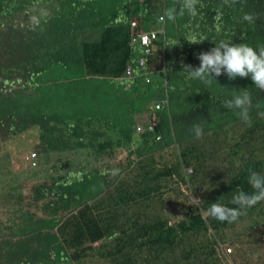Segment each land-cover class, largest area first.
Wrapping results in <instances>:
<instances>
[{
  "label": "trees",
  "instance_id": "1",
  "mask_svg": "<svg viewBox=\"0 0 264 264\" xmlns=\"http://www.w3.org/2000/svg\"><path fill=\"white\" fill-rule=\"evenodd\" d=\"M174 4L179 0H0V149L30 141L46 165L56 154L82 158L74 170L35 185L28 208L0 222V264H84L94 255L107 264H184L179 250L185 264L249 263L242 236L226 245L233 255L222 254V241L246 221L254 232L264 201L235 223L206 210L214 202L237 207L232 196L253 191L249 170L264 173V163L220 169L205 199L198 178L207 139L217 144L239 127L247 146L264 136V90L250 76L189 79L181 65L198 68V55L221 40L264 46V0H200L195 16L162 22ZM136 20L140 29L158 31L151 54L131 42ZM246 89L250 125L224 107L231 91ZM203 120L197 139L190 129ZM180 196V218L149 219L145 211L155 201ZM201 236L196 245L185 243Z\"/></svg>",
  "mask_w": 264,
  "mask_h": 264
},
{
  "label": "rangeland",
  "instance_id": "2",
  "mask_svg": "<svg viewBox=\"0 0 264 264\" xmlns=\"http://www.w3.org/2000/svg\"><path fill=\"white\" fill-rule=\"evenodd\" d=\"M244 134L245 127H239L234 130L233 134L226 137L225 141L221 139L219 143L215 144L212 138L207 139L204 147V153L206 154L204 170L198 178V181H203V183H199V187H201L198 190V197L200 199L209 197L212 190L217 187L220 179L216 177V172L220 171V169L222 171V168L225 170L229 167V169L233 170L234 167L241 165L243 161L254 162L259 159L264 163V136H262V133L257 134L259 138L255 141L253 140L248 146L244 144V141L247 142L248 139H242ZM29 142L23 141L17 143L14 147L0 149V222L3 224H7L8 219L14 216L15 209L28 208V199L35 185L47 182L49 179L52 180L69 170H74L77 166L76 164L82 159L72 154H69V156L68 154H56L52 155L49 164L46 165L38 152L30 147ZM236 143H240L242 149L237 151L234 146ZM32 155H35V157L32 158ZM125 156L126 153L124 151L118 156V159L123 161ZM26 157H31L35 166L32 163H28ZM87 160L90 161V159ZM132 176L133 172H129L124 174L123 178L124 180H129ZM224 181L226 180L224 179ZM181 200L182 196L178 197L176 202L164 205L159 201H155L145 212L149 219L157 216L162 217V219H178L181 217V209H179L181 205H178L177 201ZM257 221L259 226L257 225V229L254 232L250 230L252 226L250 221L228 230L222 241V254L233 255L234 249L226 247V245L229 242H234L238 236H242V245L240 247L246 249L245 261L249 262L248 264H264V215L260 218L257 217ZM3 232L2 230L0 234H3ZM246 234H250L251 237H245ZM199 241H203L202 236L196 240L191 237L185 243L196 245ZM234 244L236 243L234 242ZM188 248L186 247V249ZM181 253V250H179L176 259L181 260L179 262L185 264L187 261H183ZM84 264L107 263L98 255H94L87 258ZM188 264H225V262L208 261L206 263L205 261L192 262L190 260Z\"/></svg>",
  "mask_w": 264,
  "mask_h": 264
},
{
  "label": "clouds",
  "instance_id": "3",
  "mask_svg": "<svg viewBox=\"0 0 264 264\" xmlns=\"http://www.w3.org/2000/svg\"><path fill=\"white\" fill-rule=\"evenodd\" d=\"M199 3L200 0H179V7L174 4L173 6L166 8L164 17L160 16L159 18L162 22L164 21V18L168 21L174 22L178 16H183L185 12L191 16H195L197 14V5ZM243 19L251 22L253 20V15L245 14ZM136 21L138 23L137 28L142 32L155 33L156 37L150 44L152 53L153 43L157 38L158 31H144L140 29L139 21ZM132 31L131 28V34ZM197 58L201 62L198 68H193L191 65H181L183 68L182 72L186 73L189 79H198L204 83H210L215 80L213 74L215 77H219L222 73H226L230 80H235L237 77L247 78L250 76L254 86L260 90H264V46H260L257 49L244 43L237 45L233 42L229 43L221 40L209 51L201 52ZM126 78L129 79L128 77ZM231 92L232 96L230 99L225 100L224 107L226 109L235 110L237 117L244 123L250 125V112L253 108L251 94L248 89L233 90ZM153 108L154 107L151 106L150 110H153ZM260 115H264V113H260ZM204 123L207 122L203 120L202 123H194L192 125L190 131L194 134L195 138L200 139L203 136ZM26 161L35 166L33 160L30 159V161H28L26 159ZM118 171L119 170H115L116 173H118ZM248 184L251 186L253 190L252 192H245L241 189L237 190L232 196L231 203L237 207H229L226 204L214 202L209 204V207L206 210L207 215L220 222H237L242 215H246L248 209L264 201V173L250 169ZM193 200L202 202L199 199Z\"/></svg>",
  "mask_w": 264,
  "mask_h": 264
},
{
  "label": "built area",
  "instance_id": "4",
  "mask_svg": "<svg viewBox=\"0 0 264 264\" xmlns=\"http://www.w3.org/2000/svg\"><path fill=\"white\" fill-rule=\"evenodd\" d=\"M137 21L136 22H132V34H131V41L133 43V45H138L140 47H142L144 49V52L146 54H150L151 53V48H150V44L151 42L155 39L156 35L155 33H145L142 32L141 30H139L137 28ZM139 66L143 67L145 66V61L141 60L139 62ZM126 77H128L129 79L132 77V70L130 68L126 69V73H125ZM156 109L160 108V105L156 104L155 106ZM154 110V108H153ZM155 126V121H154V117H152L150 119V130L152 129V127ZM140 131H142V129H140ZM32 158L35 157V155L31 156ZM28 161H30L31 158H26Z\"/></svg>",
  "mask_w": 264,
  "mask_h": 264
}]
</instances>
